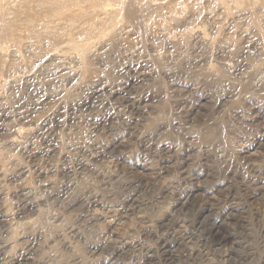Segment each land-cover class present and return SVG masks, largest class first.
<instances>
[{
    "label": "rangeland",
    "instance_id": "374dc122",
    "mask_svg": "<svg viewBox=\"0 0 264 264\" xmlns=\"http://www.w3.org/2000/svg\"><path fill=\"white\" fill-rule=\"evenodd\" d=\"M0 264H264V0H0Z\"/></svg>",
    "mask_w": 264,
    "mask_h": 264
}]
</instances>
